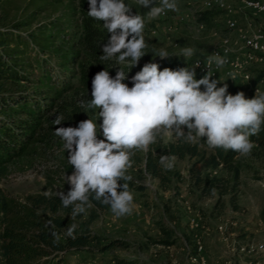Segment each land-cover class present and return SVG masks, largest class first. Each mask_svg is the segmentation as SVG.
Returning a JSON list of instances; mask_svg holds the SVG:
<instances>
[{"label":"rangeland","instance_id":"1","mask_svg":"<svg viewBox=\"0 0 264 264\" xmlns=\"http://www.w3.org/2000/svg\"><path fill=\"white\" fill-rule=\"evenodd\" d=\"M80 2L0 0V41L6 40L2 49L9 54L6 89L48 107V111L37 118L33 139L22 153L0 160V192L6 195L9 203V211L0 213V217L8 219L6 223L0 221L1 226L16 224L20 231L29 232L35 220L45 217L33 205L32 198L48 190L67 194L70 189L65 183V174L73 172L68 163V152L63 147V140L49 130L57 109L63 107L70 112L77 106L79 116H74L75 126L89 118L98 125L102 123V118L98 119L99 109H86L79 104L81 99L90 101L91 92L80 89L77 78L72 80L64 74L76 69L77 61L74 66L68 65L67 61L69 58L72 61L81 52L76 41L81 32ZM176 2L178 11L166 10L165 16L151 20L147 18L148 9L139 6L151 24L147 37L158 50L165 49L169 57H177L174 54L180 53L183 47L196 49L188 62L178 57L192 67V59L214 48L227 30L219 11H209L213 18L207 21L203 17L209 12L195 0ZM159 4L160 0H156V6ZM184 15H189V19L181 20ZM195 19L206 22L205 28L199 29ZM196 78H199L197 72ZM220 86L223 84H218ZM31 105L30 102L11 104L6 111H1L0 117L5 115L9 121L17 122L19 117L26 116L25 111H35ZM177 139L171 132H161L147 151L135 150L128 175L147 188L132 191L134 209L130 215L116 217L109 207L89 222L93 234L103 239H118L123 244L96 253L72 250L63 256L61 264H119L121 260L143 264H192L187 245L192 244L195 234L189 226L193 213L202 217L205 226L202 240L206 255L214 262L220 261L218 256L222 250H231L233 238L264 242V148L253 142L251 154L235 157L229 167L205 169L203 174L221 177L224 186L204 193L191 171L197 158L174 156V167L167 172L170 180L165 184L145 170V157L150 150L157 155L156 147ZM207 152L210 151L207 149ZM89 217L87 208L85 213L72 218L77 226L83 227ZM219 224H226V231L219 232ZM163 228L171 231L174 244L162 241L167 238ZM57 262L58 259L53 257L37 260V264Z\"/></svg>","mask_w":264,"mask_h":264},{"label":"clouds","instance_id":"2","mask_svg":"<svg viewBox=\"0 0 264 264\" xmlns=\"http://www.w3.org/2000/svg\"><path fill=\"white\" fill-rule=\"evenodd\" d=\"M88 3V16L102 21L110 34L102 46L101 60L127 64L128 69L137 66L147 54L145 17L133 14L125 0H88ZM136 3L148 9L149 20L166 14V10L178 11L176 0H160L159 6L156 0H136ZM195 51L193 47H183L174 56L188 62ZM153 55L161 59L170 56L165 49ZM207 61V72L200 79H196L199 61L193 62L192 67L175 70L168 67L160 70L156 62L145 63L130 78L132 87L123 82L129 77L121 67L115 77L107 69L96 73L92 79V99H81L79 104L82 108L99 109L98 119L102 118V123L98 125L89 118L76 127L56 128L55 135L63 140L68 163L73 168L71 175L65 174L70 189L67 194L48 190L43 195L46 198L55 195L64 208L71 206V217L85 213L93 201L110 206L116 217L130 215L134 209V196L128 184L132 180L128 175L133 166L131 157L135 150L147 151L161 132H171L187 141L203 138L211 149L250 155L254 147L250 137L258 135L264 125V92L258 87L251 99L242 91L230 94L226 83L218 87L225 80L214 79L210 71L212 63L218 69L223 68L227 58L214 52ZM63 120L62 115H56L53 124L60 125ZM174 161L175 157L170 155L159 158L165 170L173 169ZM121 180L123 184L119 183ZM76 228V224L67 226L66 234L75 238Z\"/></svg>","mask_w":264,"mask_h":264},{"label":"trees","instance_id":"3","mask_svg":"<svg viewBox=\"0 0 264 264\" xmlns=\"http://www.w3.org/2000/svg\"><path fill=\"white\" fill-rule=\"evenodd\" d=\"M125 3L132 7L133 14H140L144 17L140 6L134 2V0H125ZM81 13H80V26L81 32L78 35L76 41L77 45L81 47V52L77 56L70 58L67 62L68 65L74 66V62L77 61L75 70H68L64 74L69 76V79H76L79 84V88L91 92L92 79L99 71L107 69L110 76L115 77L119 67L127 73L129 77L124 83L132 87L131 77L141 70L145 63L156 62L160 65V70L168 67L173 70L180 67H187V63L179 59L178 57H167L164 59L154 57L153 53H158L159 50L154 42L147 37L150 32V23L145 19L144 36L147 43L145 52L139 64L128 69L127 64L115 65V61L101 60L100 56L103 55L102 46L107 43L109 35L107 30L103 27L102 21L95 20L88 16L89 11L88 0H81ZM209 12V11H208ZM212 17V12L205 14L203 19L209 21ZM6 40L0 41V114L1 111H6L11 104H21L30 102L35 111H25L26 116L19 117L17 122L15 120L9 121V119L2 115L0 117V160L2 158L16 157L22 153L25 146L33 139L34 133L37 128V118L40 114L48 111V107L43 105V102L34 103L29 101L23 94H14L6 89V71H9V63L7 57L9 54L5 53L2 49L6 45ZM67 78V77H66ZM202 78L199 76L200 79ZM203 90V86H201ZM244 92L247 99L253 98V92L247 91L245 85L238 84L234 87H228V92L235 95L237 92ZM41 112V113H39ZM3 114V113H2ZM74 114V115H73ZM56 115H62L64 120L60 125H54L53 120ZM42 116V115H41ZM74 116L78 117L77 106H73L69 112L67 109L60 107L54 114V117L50 121L49 130L51 134H55L57 127H76ZM98 138L103 139L102 135ZM251 142H256L260 147L264 148V125L258 135L250 137ZM200 146H204V149H200ZM158 154L155 155L153 151H149L145 157V170L154 178H158L162 184L167 183L170 179L167 172L159 164V158L161 155L176 156L183 159L187 156L190 158H197L191 168L192 175L199 186H202L204 193H211L218 187L224 186L223 179L221 177L213 176L209 174H203L205 169H216L220 166L229 167L235 157L240 154L223 149H211L207 146L206 140L203 138H195L191 141H187L183 138H178L175 142H170L161 147H156ZM207 149L210 151L207 152ZM237 170V176H238ZM123 184L124 181H119ZM130 191H144L147 187L141 182L136 181L133 177L131 181H128ZM223 189V188H222ZM226 190V188H224ZM33 205L39 209V211L45 216L44 219H37L33 222L29 232H23L17 229L15 226H10L8 223L5 226L0 225V264H37V260L43 257H53L58 259L57 264H61L69 251L86 250L92 253L104 252L118 244H123L118 239H103L101 236L92 233L89 222L95 220L100 213L106 211L110 206L100 204L93 201L92 206L88 207L90 210L89 221L85 222L83 227L77 226L74 237H69L66 234L67 226L76 224L75 219L71 215L72 208H64L58 197L55 195L52 198H46L43 194H40L32 198ZM9 211V203L6 199V195L0 192V213H7ZM262 217L264 218V210L262 211ZM0 221L6 223L8 219L6 217H0ZM77 225V224H76ZM167 238L162 239L166 244H174L175 240L172 239L171 231L163 228ZM119 264H143L139 262L119 261Z\"/></svg>","mask_w":264,"mask_h":264},{"label":"built area","instance_id":"4","mask_svg":"<svg viewBox=\"0 0 264 264\" xmlns=\"http://www.w3.org/2000/svg\"><path fill=\"white\" fill-rule=\"evenodd\" d=\"M195 2L201 5L204 11H219L227 30V34L221 37L214 48L192 59L191 66H194L195 61L200 62V67L196 68L197 75L203 77L206 74L207 57L215 52L226 57L227 63L220 69L212 63L210 71L214 74V79L225 80L222 84L226 83L228 87L243 84L247 91L253 92V98L258 87L264 92V0H195ZM189 17L184 15L181 20H188ZM196 25L203 29L206 22L198 19ZM189 226L195 234L192 237V244L187 245L188 259L192 264H208L202 240L205 226L199 213L190 216ZM226 229V224L217 225V230L221 233ZM230 244L231 251L237 256L249 257L246 264H264V242L233 238Z\"/></svg>","mask_w":264,"mask_h":264},{"label":"crops","instance_id":"5","mask_svg":"<svg viewBox=\"0 0 264 264\" xmlns=\"http://www.w3.org/2000/svg\"><path fill=\"white\" fill-rule=\"evenodd\" d=\"M249 258V257H247ZM246 257L236 255V253L231 250H222L221 254L218 256L220 261H212L211 258L207 255L208 264H246ZM217 262V263H216ZM219 262V263H218Z\"/></svg>","mask_w":264,"mask_h":264}]
</instances>
